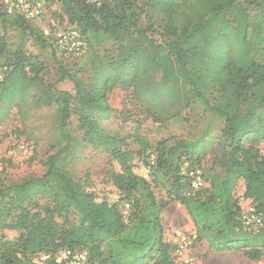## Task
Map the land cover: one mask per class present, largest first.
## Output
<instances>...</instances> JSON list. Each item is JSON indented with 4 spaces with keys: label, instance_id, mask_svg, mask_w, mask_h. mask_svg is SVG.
Returning a JSON list of instances; mask_svg holds the SVG:
<instances>
[{
    "label": "trees",
    "instance_id": "16d2710c",
    "mask_svg": "<svg viewBox=\"0 0 264 264\" xmlns=\"http://www.w3.org/2000/svg\"><path fill=\"white\" fill-rule=\"evenodd\" d=\"M54 5L63 16L61 27L79 31L95 71L84 83L57 61L58 81L69 80L75 95L56 91L39 77L43 66L34 55L23 49L8 53L0 37V121L16 96L31 89L35 108H57L54 151L41 160L43 174L0 186V199L7 198L0 229L19 233L14 241L0 242V264H35L36 254L61 248L86 250L88 264H175L159 220L165 203H157L150 188L160 173L169 177L170 193L185 207L198 241L258 260L264 250V154L259 148L264 141V0H55ZM0 24L41 47L54 46L52 35L35 24L7 17L1 0ZM104 41L112 51L98 56ZM116 85L132 88L139 102L165 114L166 103L174 108L196 104L222 122L218 137L203 146L204 152L214 146L213 166L221 174L204 179L207 185L187 197L188 182L179 174L181 160H189L187 148L134 153L123 138L105 132L100 121L111 112L107 93ZM73 114L77 126L70 130ZM83 147L108 154L102 182L94 183L88 173L80 178L70 173ZM240 180L242 197L263 216L257 235L239 222L233 193ZM36 195L43 196L42 203ZM125 203L128 215L122 213Z\"/></svg>",
    "mask_w": 264,
    "mask_h": 264
},
{
    "label": "rangeland",
    "instance_id": "374dc122",
    "mask_svg": "<svg viewBox=\"0 0 264 264\" xmlns=\"http://www.w3.org/2000/svg\"><path fill=\"white\" fill-rule=\"evenodd\" d=\"M50 15L59 25L64 21L57 5L53 11H50ZM2 36L6 40L8 53L23 49L35 56L37 62L43 66L39 77L46 84H54L56 91H66L73 97L75 95L73 84L69 80L58 81L57 61L81 82L88 83L94 74L95 70L89 61L90 51L78 56H68L59 52L54 46L55 50L47 44L46 47H41L20 31L9 26L3 29L0 24V37ZM151 37L158 43L162 41L160 35L156 33ZM106 51L111 52L112 47L110 42L104 41L98 48L97 55L102 56ZM2 63L0 59V79ZM214 96L215 93L211 91L208 99L212 100ZM34 98L33 89L24 95H17L16 103L11 107L9 115L0 121V186L20 182L29 175L40 177L43 174L41 160L54 151L57 108L56 106L35 108ZM107 103L111 112L106 119L100 121L101 127L108 134L123 138L128 150L134 153L138 150L142 153L155 150L166 154L178 148H187L188 165L199 168L203 180L208 181L209 177L221 174V170L213 166L214 146H211L212 150L209 152L208 150L204 152L203 146L218 137L223 124L200 106L193 104L188 108L175 107L180 111L178 112L166 103L165 114L161 109L150 108L146 103L139 102L132 88H123L119 85L109 90ZM76 105L74 100L73 108ZM76 126L77 117L73 114L69 129L73 130ZM259 148L264 154V141L259 144ZM175 154L172 159L176 158ZM137 159L138 156L135 155L133 162ZM108 161V154L101 149L83 147L75 154V161L69 166V171L74 178H80L88 173L94 183H99L105 179ZM170 185L169 177L161 173L154 176L150 184L155 201L165 203V208L159 215L164 236L179 229L196 233L185 207L173 199ZM242 194L243 184L240 180L233 195L239 202ZM36 198L40 203L43 202V196L36 195ZM6 201L7 198L0 199V209L5 206ZM55 220L60 221L57 217ZM18 234L14 230L0 229V242L14 241ZM192 254L193 264H264V250L258 260L252 261L242 252L215 251L206 241L197 239L192 247Z\"/></svg>",
    "mask_w": 264,
    "mask_h": 264
},
{
    "label": "built area",
    "instance_id": "2783aa9c",
    "mask_svg": "<svg viewBox=\"0 0 264 264\" xmlns=\"http://www.w3.org/2000/svg\"><path fill=\"white\" fill-rule=\"evenodd\" d=\"M55 0H1L3 13L10 18H20L26 22L35 24L44 35H52L54 47L68 56H78L86 51V44L79 31L74 28H63L50 15L54 8ZM99 2L101 0H91ZM150 164H154L155 156L149 154ZM186 159H182L179 165V174L188 182L185 192L187 197L195 196L205 187L202 172L197 167H190ZM239 222L243 230L249 234L260 233L263 216L254 205L243 197L239 199ZM129 204H123L122 213L128 215ZM165 242L171 247V253L175 264H193L194 257L192 247L196 242L195 232L173 230L164 236ZM35 264H88L86 250H74L61 248L54 253L41 252L34 256Z\"/></svg>",
    "mask_w": 264,
    "mask_h": 264
}]
</instances>
